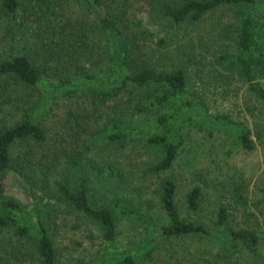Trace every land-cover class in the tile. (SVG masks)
<instances>
[{"label":"trees","instance_id":"trees-1","mask_svg":"<svg viewBox=\"0 0 264 264\" xmlns=\"http://www.w3.org/2000/svg\"><path fill=\"white\" fill-rule=\"evenodd\" d=\"M0 16V79L42 86L0 124V230L18 263L71 264L53 232L72 215L99 245L75 264H178L201 237L223 264L235 251L264 264V230L239 222L242 186L192 170L185 139L191 128L227 152L264 146V121L253 131L247 119L264 120V0H0ZM181 28L195 41L173 42ZM59 99L72 105L49 138L44 110ZM122 222L140 235L117 250Z\"/></svg>","mask_w":264,"mask_h":264},{"label":"rangeland","instance_id":"rangeland-1","mask_svg":"<svg viewBox=\"0 0 264 264\" xmlns=\"http://www.w3.org/2000/svg\"><path fill=\"white\" fill-rule=\"evenodd\" d=\"M218 16L219 13L216 12ZM215 16L214 18H217ZM213 19H208L214 20ZM199 29L208 27L209 23L199 24ZM181 28L177 34H174L175 41L182 43L186 38L192 37L195 41V30ZM30 31V28H29ZM184 34V35H183ZM207 45V44H206ZM197 51L198 49L195 48ZM9 51V31L5 26V20L0 16V52ZM33 55V59L35 54ZM31 58V57H30ZM31 58V60L33 61ZM213 59V58H212ZM40 60V59H38ZM37 60V61H38ZM207 57L201 58L200 61H207ZM39 89V90H38ZM42 90V86L29 87L18 84L12 79H0V124L11 123V121L18 117L23 109H26L24 99L29 97L30 101L39 98V92ZM238 95L241 98V91L237 89ZM251 105V102L248 103ZM51 108L44 110L43 117L46 118L43 121L47 129L49 138L52 136L49 133L50 125L53 124L55 117L54 113H61L63 108L67 105H72L68 101L62 99L58 102L51 104ZM74 105V104H73ZM246 113V111H245ZM248 114V113H246ZM249 125L257 128L263 120V112L258 113L252 117L248 114ZM188 134L186 136L187 150H189V160L193 164L196 170L207 178L209 181H226L228 188L232 184H239L243 188V195L248 198L247 210L241 213L243 217H240L241 223L253 226L257 229L264 230V146L257 144L251 150H246L238 146L233 147L229 152L226 151L225 140L221 137L215 136L209 138L203 136L202 133L188 128ZM185 167L183 163L180 165L175 164V173L180 174V169ZM186 168V167H185ZM187 171V170H186ZM188 171H190V165L188 164ZM183 190L178 192V207L181 209V194ZM141 201L143 200L144 209L147 213L154 215V217L160 215V211L157 210V205L153 201L151 195L145 199L141 194ZM239 205L237 202L236 207ZM74 217V216H73ZM71 216L64 218L59 215L56 218V227L53 232L54 240L62 247V253L71 264L77 263V256L80 255L82 249L93 251L98 245L97 239L93 238L94 234L90 236L88 226L81 222L79 219H74ZM119 233L117 234L116 249L121 250L125 246L129 245L131 241L136 239L140 233L137 228L134 229L122 222L119 226ZM10 233L0 230V264H23L18 263L14 258V251L12 244L9 240ZM96 240V241H95ZM195 240V239H194ZM98 245V246H97ZM196 247V252L192 254H178V264H223V259H220V254H217L216 249L219 250V244L216 240L210 237H201L195 241L192 245ZM205 248V250L198 254L199 251ZM84 251V250H83ZM168 254V253H167ZM168 256V255H167ZM244 252L235 251L227 255V261L230 264H241L243 260L249 259ZM170 259V258H169ZM165 259L167 264H170V260ZM172 260V258H171Z\"/></svg>","mask_w":264,"mask_h":264}]
</instances>
